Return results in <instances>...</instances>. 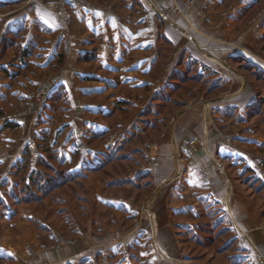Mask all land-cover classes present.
I'll use <instances>...</instances> for the list:
<instances>
[{
    "label": "crops",
    "instance_id": "crops-1",
    "mask_svg": "<svg viewBox=\"0 0 264 264\" xmlns=\"http://www.w3.org/2000/svg\"><path fill=\"white\" fill-rule=\"evenodd\" d=\"M89 1L59 25L57 0H0V111L20 113L0 131V196L31 142L58 165L51 174L71 176L40 198L8 201L0 222L29 226L31 264H185L194 246L226 236L234 243L222 252L232 256L233 223L261 245L260 204L240 180L264 177V122L256 92L228 61L264 37V22L243 25L255 0ZM226 41L241 50L225 52ZM189 66L227 90L208 99L176 90L162 102ZM42 82L47 92L36 94ZM114 131L125 141L110 158ZM38 155L29 169L49 171Z\"/></svg>",
    "mask_w": 264,
    "mask_h": 264
},
{
    "label": "rangeland",
    "instance_id": "rangeland-1",
    "mask_svg": "<svg viewBox=\"0 0 264 264\" xmlns=\"http://www.w3.org/2000/svg\"><path fill=\"white\" fill-rule=\"evenodd\" d=\"M84 1L87 4H91V1L89 0H84ZM208 1L209 0H183V3L187 6H190L196 2H199L200 5H204L205 7L208 4ZM251 3L253 4L249 7L252 8L253 10L248 12V10L245 9L246 14L242 16L243 20L245 19V21L243 22V25L247 21H249V23H258L259 25H261V23L264 22L263 21L264 20V0H255V1H252ZM231 4L232 3L229 2L225 6L230 7ZM71 6L69 7L70 18H71ZM84 6H87V5H84ZM164 8L165 6H162L163 10ZM168 9L170 10L174 9L177 13L181 12L179 11V6L177 5V3L170 4ZM181 16H184V13H182ZM224 16H225L224 14H220L217 17L215 21L216 25H219V23L222 22ZM241 26L242 24L239 25V27ZM230 28H231V35H234V32L237 30L238 26L237 24L233 23L230 26ZM57 39L58 40L63 39L62 32L58 35ZM224 46H226L227 48L222 47L223 50L228 53L229 52L234 53L235 50L237 51L241 50V47H237V45L231 41H226L224 43ZM250 46L251 48L249 50L244 48L245 50H247L246 51L247 53H244L241 55H235V57L239 59L230 60L228 58L229 59L228 61H229V64L234 67L236 73L241 74L243 76L244 81H247L248 85L250 87H253L254 91L256 92L257 103H258L257 105L259 106L258 120L264 122V37L260 38V40L254 39L253 41H251ZM200 49L204 51V48L201 47ZM244 49L242 50L245 51ZM200 55L202 56L201 53ZM245 63H250L252 67L254 68L253 69L247 68L245 66ZM255 69L260 71L261 74L259 77L255 75V72H254ZM195 73H197V71L195 72V69H194V70H191L188 73V75L194 76ZM204 79L202 80L191 79L187 81L185 80L184 85H181V82L177 81V83H180V85L174 91L175 92L176 90L178 91L179 97H186L188 96L187 92L191 90V94H192L191 96L195 95L196 93L197 96H200L201 98H204V99H208L212 97L214 94H217L220 89L226 91L228 88L227 84L219 85L215 88L214 91L208 92L206 91L207 90L206 88H207V85L210 83L208 82L209 78H208V81H205ZM210 79H214V78L210 76ZM8 113H17V112H8ZM113 133L118 134V136L119 135L122 136V139H119L118 141L119 142L123 141L124 138H123V135L120 134V132L114 131V132H111L110 134H113ZM109 135L107 139L109 138ZM107 139H106V145L108 146ZM127 148H130V147H127ZM262 159L264 161V155ZM254 179L252 176H245V177L243 176L241 177L240 181L241 183L245 184L247 188L249 187L248 188L249 191L247 193H249V195L253 198L255 204H260V209L262 211V216L264 218V177L262 179H257V178H254ZM69 183L70 182H68V184ZM74 186L75 184L71 183V188L65 191L66 194H68L70 198L72 197L73 200L75 198L74 197L75 196ZM2 210L3 208L0 206V215L1 214L3 215V213H1ZM260 225H261V228L264 229V224H260ZM31 226L32 228L33 227L38 228L36 223H33ZM230 226L234 230H236V233H237V241H235V246H234V248L237 247V249L235 250V253L232 252L233 257L230 256V254L226 255V254H223L222 251H219L220 247H222L223 244H225V241H230L229 238L227 239V236H226V239L212 240V242L210 241L212 243V246H210L205 251H204V247L202 246L200 247L194 246L195 250H193V253H195L196 255H192L191 253L187 252V255H183L184 256L183 262H185V264L192 263L191 261H196L197 258L199 259L202 258L201 264H232L230 260L232 258L233 259L232 261L236 264H259L257 260V252L260 251L264 253V242L261 245L259 244L258 246L257 245L255 246L248 238L244 237L241 234L243 233V231H241L239 226L235 225V223L231 224ZM21 227L23 229H21ZM237 227L239 228L237 229ZM29 232L30 231H29L28 225L20 224V226L18 225L12 226V224H10V221L9 223L0 222V264H31L32 261L34 262L36 257H34L33 255V249L36 250L35 248L36 242L35 240H31L28 238ZM228 235L230 236V234ZM55 242H58L59 244L58 240L53 241V243ZM181 242H184V241L182 240ZM206 242H209V241H206ZM11 249L12 251L14 250L13 255L16 256L14 258L13 256L10 255V253H8V251H11ZM209 253L210 254L212 253V256L210 257L212 260L209 257L204 256Z\"/></svg>",
    "mask_w": 264,
    "mask_h": 264
},
{
    "label": "trees",
    "instance_id": "trees-1",
    "mask_svg": "<svg viewBox=\"0 0 264 264\" xmlns=\"http://www.w3.org/2000/svg\"><path fill=\"white\" fill-rule=\"evenodd\" d=\"M235 59H239L237 57H234ZM193 62H196V61H193ZM245 66L247 68H254L252 67V65L250 63H245ZM191 70H194V68H192L191 66H189L187 68V70H185L182 74H181V79L179 80V82H181V85H184V82L185 80H191V79H199V80H202L204 79L205 81H208V78H209V81L210 82L208 85H207V90L208 92H212L215 90V88L219 85H224V83H220L219 79H215L213 77V72L210 71V72H206V75H202V73H195L194 76H189L188 73L191 71ZM196 72V71H195ZM255 75L256 76H260V71L255 69ZM210 76H212L214 79H210ZM180 85V83H176V84H173L172 85V88L166 90V92H161L159 94V98H161L162 102L164 101H167L172 92L178 88V86ZM191 92V90H189ZM158 98V97H157ZM158 98V99H159ZM174 103H178V104H181L182 101L178 100L176 98V100L174 101ZM4 114V112H1L0 111V115ZM150 122V121H148ZM15 126V123H12V122H8V123H5L3 125V127L0 129V131L2 129H4L5 127H13ZM125 140H123L122 142H115L113 145H111L109 147L110 151H109V157L112 158L113 156L116 155V152L121 148L122 144L124 143ZM36 146L39 150V146L37 143H36ZM40 154L36 157L37 161L36 163L37 164H41L43 165V167L45 169H49V171H40V170H30L29 169V166H28V160L29 158L31 157V153H30V149H29V146L26 148V151H25V159H24V162H20V163H17V166H16V172H15V177H14V181L12 182V184L10 183V189H8V194L7 196L3 199L1 196H0V206L3 208V210L1 211V213H4L7 209L6 205H7V202L8 201H12L14 198L17 199V200H23V199H27V198H33V199H36V198H40L46 194H48V190H52V188H54L55 186H58V184L60 183H63L66 181V179L69 181L70 180V175L68 176H65V177H62L60 178L59 175H53L51 174L50 170H52L53 172H58V165L56 164H51V162H48V160H45L43 159L42 157H39ZM41 158V159H40ZM114 158V157H113ZM9 186V185H8ZM43 186H46L45 187V190H43L40 195H37V189H41ZM20 195V197H18ZM2 215V214H1ZM207 241H211V239L207 240ZM209 242H205V244H209ZM234 243L233 240H230L228 241L225 246L226 247H230L232 244ZM222 247L219 249V251H222ZM224 250V249H223ZM231 260V263L232 264H236L234 263L232 260V258L230 259Z\"/></svg>",
    "mask_w": 264,
    "mask_h": 264
},
{
    "label": "built area",
    "instance_id": "built-area-1",
    "mask_svg": "<svg viewBox=\"0 0 264 264\" xmlns=\"http://www.w3.org/2000/svg\"><path fill=\"white\" fill-rule=\"evenodd\" d=\"M51 7H54V17L56 22L59 25H64L70 18L69 13V7L72 5L76 8H81L84 5H89L85 3L84 0H57L56 3H50ZM47 92L46 83L42 82L40 83L35 93L39 95H43ZM20 113H6L4 115H0V129L3 127L5 123L12 122L16 123L19 119ZM119 139H122V136H118V134L113 133L109 135V138L107 139L108 146L113 145L115 142H117ZM30 153L33 156L38 155V150L34 142L30 143ZM257 260L259 264H264V253L258 251L257 252Z\"/></svg>",
    "mask_w": 264,
    "mask_h": 264
}]
</instances>
